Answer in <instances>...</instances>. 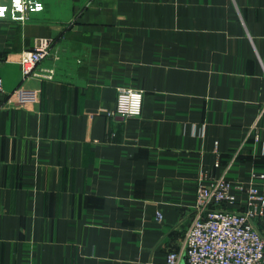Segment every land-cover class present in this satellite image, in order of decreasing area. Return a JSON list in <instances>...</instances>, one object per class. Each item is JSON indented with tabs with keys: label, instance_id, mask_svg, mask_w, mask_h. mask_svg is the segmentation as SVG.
Segmentation results:
<instances>
[{
	"label": "crops",
	"instance_id": "obj_1",
	"mask_svg": "<svg viewBox=\"0 0 264 264\" xmlns=\"http://www.w3.org/2000/svg\"><path fill=\"white\" fill-rule=\"evenodd\" d=\"M43 1L0 20V264H166L199 185L264 192V0Z\"/></svg>",
	"mask_w": 264,
	"mask_h": 264
},
{
	"label": "built area",
	"instance_id": "obj_2",
	"mask_svg": "<svg viewBox=\"0 0 264 264\" xmlns=\"http://www.w3.org/2000/svg\"><path fill=\"white\" fill-rule=\"evenodd\" d=\"M44 7L43 0H0V20L24 23ZM50 48L51 40L41 37L33 48L21 52L19 64L24 77L35 74L38 63L49 56ZM141 113L142 91L117 87L111 114L136 117ZM250 177L264 179V173H251ZM231 188L223 177L197 187L192 220L180 248L166 254V264H264V236L254 224L264 214V192L258 185L250 184L238 199ZM238 203L242 208L235 210ZM156 217L160 220L161 213L157 212Z\"/></svg>",
	"mask_w": 264,
	"mask_h": 264
},
{
	"label": "snow or ice",
	"instance_id": "obj_3",
	"mask_svg": "<svg viewBox=\"0 0 264 264\" xmlns=\"http://www.w3.org/2000/svg\"><path fill=\"white\" fill-rule=\"evenodd\" d=\"M0 14H2V10H0Z\"/></svg>",
	"mask_w": 264,
	"mask_h": 264
}]
</instances>
